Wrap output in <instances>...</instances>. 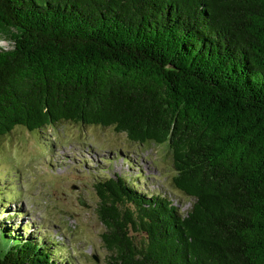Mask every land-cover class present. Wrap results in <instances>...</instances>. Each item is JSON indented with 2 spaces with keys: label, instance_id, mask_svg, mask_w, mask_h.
Returning a JSON list of instances; mask_svg holds the SVG:
<instances>
[{
  "label": "trees",
  "instance_id": "1",
  "mask_svg": "<svg viewBox=\"0 0 264 264\" xmlns=\"http://www.w3.org/2000/svg\"><path fill=\"white\" fill-rule=\"evenodd\" d=\"M2 38L0 138L69 122L166 147L185 211L89 171L108 264H264V0H0ZM3 197L0 264L78 263Z\"/></svg>",
  "mask_w": 264,
  "mask_h": 264
},
{
  "label": "rangeland",
  "instance_id": "2",
  "mask_svg": "<svg viewBox=\"0 0 264 264\" xmlns=\"http://www.w3.org/2000/svg\"><path fill=\"white\" fill-rule=\"evenodd\" d=\"M0 43L10 47L6 40ZM122 146H129L126 154L116 150ZM98 168L100 175L134 172L135 179L142 172L147 181L141 180L143 189L168 193L183 211L190 206V199L170 184L173 170L164 145L130 144L111 128L65 122L39 131L17 126L0 138V196L6 199L1 217L12 214L15 223H28L30 231L43 227L68 246L65 254L75 256L77 264H108L101 239L105 226L96 211L99 197L89 173Z\"/></svg>",
  "mask_w": 264,
  "mask_h": 264
},
{
  "label": "water",
  "instance_id": "3",
  "mask_svg": "<svg viewBox=\"0 0 264 264\" xmlns=\"http://www.w3.org/2000/svg\"><path fill=\"white\" fill-rule=\"evenodd\" d=\"M2 40V42H3V40H6L7 42H8V44L10 45V42L7 40V39H5V38H2L1 39ZM4 46V45H3ZM5 48H9V46H4ZM79 202L81 203V204H85V202H84V200L82 199V198H79Z\"/></svg>",
  "mask_w": 264,
  "mask_h": 264
}]
</instances>
